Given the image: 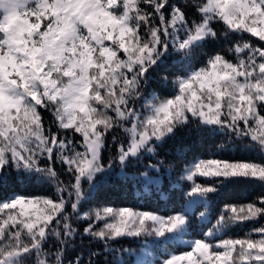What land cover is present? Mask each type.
<instances>
[{"label": "snow or ice", "instance_id": "6c2138e0", "mask_svg": "<svg viewBox=\"0 0 264 264\" xmlns=\"http://www.w3.org/2000/svg\"><path fill=\"white\" fill-rule=\"evenodd\" d=\"M194 129L226 141L179 169L178 210L114 206L110 177L151 190ZM238 187L261 191L213 217ZM129 261L264 264V0H0V264Z\"/></svg>", "mask_w": 264, "mask_h": 264}, {"label": "trees", "instance_id": "16d2710c", "mask_svg": "<svg viewBox=\"0 0 264 264\" xmlns=\"http://www.w3.org/2000/svg\"><path fill=\"white\" fill-rule=\"evenodd\" d=\"M173 74H179L176 66L172 63L164 66L159 73L156 74V79L153 81L150 92L154 91L159 95L165 94V89L168 87L160 79L167 75L169 80L173 78ZM226 138L220 134H203L195 129L186 134L184 131L180 132L175 140L169 141L160 149V158L164 159L166 164H172L173 169L171 175L167 174L165 169L162 175L161 182L154 185L151 190L145 189L143 185L131 177L128 179H122L119 176H112L108 181L101 186V189L108 192V199L114 201V206H151L153 208H172L177 210L180 205L183 204V189L180 188L175 181L179 177V169L184 166V162H187L193 158V156L207 157L215 145L225 143ZM255 153H234L235 158H255ZM178 165V167H177ZM10 191H19L26 194L44 195L47 191L42 189L41 186L20 182L18 180H10L8 185ZM261 191L259 187H238L229 189L227 192L216 197L213 204L210 206V210L213 217L219 214V209L223 207L225 203H247L252 199H255L256 195ZM96 205H88V207H94ZM202 207L195 209V213L198 214L202 211ZM212 222L215 220L213 218ZM211 227V224L208 225ZM251 228L250 224L239 226L233 229L229 235L242 236L245 232ZM206 230V229H205ZM126 246L131 242H125ZM131 246H135L131 244ZM131 264V261H129Z\"/></svg>", "mask_w": 264, "mask_h": 264}]
</instances>
